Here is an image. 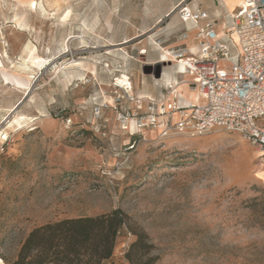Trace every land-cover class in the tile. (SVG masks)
I'll use <instances>...</instances> for the list:
<instances>
[{"label": "rangeland", "instance_id": "374dc122", "mask_svg": "<svg viewBox=\"0 0 264 264\" xmlns=\"http://www.w3.org/2000/svg\"><path fill=\"white\" fill-rule=\"evenodd\" d=\"M203 1L0 0L2 264L37 226L117 208L148 235L154 264H264L263 154L223 130L131 137L116 111L93 115L116 78L129 77L134 96L158 91L143 70L161 48L194 43L179 11ZM222 41L235 57L230 37ZM179 93L201 102L188 87ZM131 229L118 235V253Z\"/></svg>", "mask_w": 264, "mask_h": 264}, {"label": "built area", "instance_id": "2783aa9c", "mask_svg": "<svg viewBox=\"0 0 264 264\" xmlns=\"http://www.w3.org/2000/svg\"><path fill=\"white\" fill-rule=\"evenodd\" d=\"M179 19L191 26L194 43L161 48L158 62L170 65L172 74L182 78L161 71L155 80L156 96H134L126 77L128 84H113L111 102L93 105V115L98 119L103 111H116L120 130L128 135L160 130V139H193L217 129L236 133L263 154L264 161V0H242L229 14L223 36L216 31V21L199 7H182ZM225 36L235 47V57L222 41ZM181 38L188 40L186 33ZM139 54L145 55V50ZM184 83L200 103L182 98L176 87ZM64 121L71 122L70 118ZM122 263L126 264L123 254Z\"/></svg>", "mask_w": 264, "mask_h": 264}, {"label": "trees", "instance_id": "16d2710c", "mask_svg": "<svg viewBox=\"0 0 264 264\" xmlns=\"http://www.w3.org/2000/svg\"><path fill=\"white\" fill-rule=\"evenodd\" d=\"M134 137V135H130ZM129 218L120 209L95 216H81L33 228L20 245L16 258L7 264H105L113 255ZM135 239L123 253L128 264H154L153 245L142 230H132Z\"/></svg>", "mask_w": 264, "mask_h": 264}, {"label": "crops", "instance_id": "0c3cea01", "mask_svg": "<svg viewBox=\"0 0 264 264\" xmlns=\"http://www.w3.org/2000/svg\"><path fill=\"white\" fill-rule=\"evenodd\" d=\"M198 7L201 8L202 10H205L209 14V17L212 20L216 21V26H217L216 31L218 32V34L220 36H223L224 32L221 29L225 28L228 25V16H229L230 13H232V11L229 10L228 7L223 3V0H208V1L206 0V1H203L202 4H198V6L195 7V9L198 8ZM238 7H236L233 10V12L236 9H238ZM218 28H219V30H217ZM168 69L169 70H166V69L162 70V72H164V75L170 76V77L176 79V77L172 74L173 71H170L172 69V67L169 66ZM141 94H148V95H151V96H156L158 94V91L151 92V91H147V90L145 91V90L142 89L136 95H141ZM121 247L124 248L125 247V243H123L121 245ZM123 253H124V251L118 253V248L116 246L115 249H114L112 257L107 262H105V264H117V262L119 261V258L117 256L118 254L121 256V262H122V254Z\"/></svg>", "mask_w": 264, "mask_h": 264}, {"label": "bare ground", "instance_id": "6f19581e", "mask_svg": "<svg viewBox=\"0 0 264 264\" xmlns=\"http://www.w3.org/2000/svg\"><path fill=\"white\" fill-rule=\"evenodd\" d=\"M223 3L228 7L229 10H231V11L233 12V10H234L236 7H238V6H240V5L242 4V0H223ZM233 38L235 39V36H234V35H233ZM192 49H194V48H192ZM178 71H179V72H182V67H181V66L178 67ZM156 81H157V80H156ZM125 84H128V83H127L126 81L124 82V80H121L120 78H116V83H115L116 86H123V85H125ZM186 87H188L186 83H184V84H179V85L176 87V90L179 92L180 89H182V88H186ZM188 91H189V93H190L192 96H194L196 99H198L197 94H196L195 91L191 90L189 87H188ZM181 96H182V94H181ZM182 97H183V96H182ZM185 100H186V99H185ZM108 102H111V97H109ZM190 102H191V101H190ZM19 123H20V122L17 121V124H19ZM0 264H2L1 260H0Z\"/></svg>", "mask_w": 264, "mask_h": 264}, {"label": "water", "instance_id": "95a60500", "mask_svg": "<svg viewBox=\"0 0 264 264\" xmlns=\"http://www.w3.org/2000/svg\"><path fill=\"white\" fill-rule=\"evenodd\" d=\"M163 63H156L154 67H146V69L143 70L144 74L152 75L155 80H158L161 75V65Z\"/></svg>", "mask_w": 264, "mask_h": 264}]
</instances>
